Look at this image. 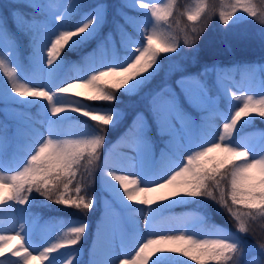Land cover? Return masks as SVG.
Wrapping results in <instances>:
<instances>
[{
	"label": "snow or ice",
	"instance_id": "1",
	"mask_svg": "<svg viewBox=\"0 0 264 264\" xmlns=\"http://www.w3.org/2000/svg\"><path fill=\"white\" fill-rule=\"evenodd\" d=\"M110 15L111 30L102 35ZM246 16L260 17L264 43V0H185L183 5L177 0H120L117 5L97 0L91 6L84 0H69L66 6L17 0L9 13H0V212L12 209L21 220L18 230L0 227V264H84L72 246L80 244L88 224L77 222L37 249L30 209L50 203L93 209L95 197L80 195L79 182L75 195L69 186L81 168L94 178L102 152L100 185L129 220L143 214L148 235L132 254L114 259L119 218L110 208L97 226L104 255L97 258L93 252L88 264H264V244L260 258L242 259L251 247L247 235L257 223L264 225V133L259 143L242 135L252 120H264V78L256 85V68L237 66L248 79V89L238 95L232 88L239 84L227 79L224 68L206 65L182 76L178 92L166 83L149 88L165 56L176 54L182 44L198 51L213 18L226 34L237 36L233 29ZM17 33L26 37V50ZM92 41L95 47L83 59L87 74L61 81L66 53ZM259 72L264 77V66ZM117 93L145 99L147 113L138 112L120 142L105 150L107 131L120 123L122 113L84 99L118 104ZM221 96L229 102L227 110L218 105ZM78 117L95 124L80 123ZM217 120L222 121L218 131ZM121 147L134 155L120 152ZM13 161H19L14 168ZM130 169V175L122 174ZM205 201L226 211L235 230L212 224L207 235L213 238H198V227L208 225L200 214L178 219V234H165L172 229L155 223L162 209Z\"/></svg>",
	"mask_w": 264,
	"mask_h": 264
},
{
	"label": "trees",
	"instance_id": "2",
	"mask_svg": "<svg viewBox=\"0 0 264 264\" xmlns=\"http://www.w3.org/2000/svg\"><path fill=\"white\" fill-rule=\"evenodd\" d=\"M84 2L91 6L95 4L97 0H84ZM103 2L109 5H117L120 0H103ZM16 3L17 0H0V13H9ZM177 3L178 5H183L185 0H177ZM112 11L113 9L110 8V14ZM184 22L188 23L186 17L184 18ZM9 27L12 28L13 32L16 31L11 20H9ZM261 27L262 24L259 16L257 18L248 17L245 18V21L241 23V25L233 29L234 33H239L241 35L233 36L231 34H226L218 24L217 20L213 18L200 36L198 41V51L193 52L188 46L182 44V48L178 50L176 54L165 56L162 71L154 76L149 84V88H155L166 83L169 87L178 92L179 86L176 82L180 80L182 76L201 72L206 65H217L224 68L226 74L233 73L238 76L240 72L236 70L237 66L251 65L256 67L257 65L264 64V43L261 42L259 35ZM110 30L111 15L109 17V24H107L102 30V35H106ZM17 37L20 41L21 48L26 50V37L20 33H17ZM93 47H95V41L89 42L88 45L76 49L73 52L66 53L67 63L64 66L72 62L83 65V59L89 52H91ZM208 78L211 83L214 79L213 74L209 73ZM117 95L121 101L118 104H110L109 102H92L84 99L85 103H88L93 107H115L123 113L120 123L114 128L110 127L107 131L105 150L111 148L113 142L118 137L124 135L138 112L147 113V102L145 99H142L137 95L127 96L120 95V93H117ZM224 99L225 98L221 96L218 104H223ZM222 109L227 110V108ZM37 112V109H33L31 110V115L38 119ZM78 119L80 123L88 124L89 126L95 124L94 121H90L88 118L78 117ZM257 128H261L264 133V120L258 117L252 120L248 126L243 129L242 135H246L249 131ZM160 145L161 144L157 142L156 147H159ZM103 157L104 153L102 152L100 162L94 173V178H90L88 173L81 168L80 172L77 173L76 180H74L69 186L72 195H75L74 188L79 182L83 186L80 195L85 196L86 198L95 197V205L93 209L85 211L82 209L65 208L62 205L51 203L48 206L38 204L30 209L31 217L33 219H38L39 221L62 220L64 222H69L72 219L85 220L88 223V230L84 234L80 244L72 246L83 252L88 251L92 241L96 237L97 226L102 221L103 208L99 204V199L102 194L107 193L99 183V172ZM189 209L196 210L202 215H206L208 225H205V228L207 229H209V225L215 224L233 231L235 230L234 221L229 214L223 209H220L212 201H205L203 204L189 202L188 204L165 208L163 211L183 212ZM246 239L251 247L246 251L242 259L248 261L255 256L260 258L259 245L264 244V225H261L260 223L254 225L253 232L247 235ZM11 259L15 260L16 258ZM84 264H88V262H84Z\"/></svg>",
	"mask_w": 264,
	"mask_h": 264
},
{
	"label": "rangeland",
	"instance_id": "3",
	"mask_svg": "<svg viewBox=\"0 0 264 264\" xmlns=\"http://www.w3.org/2000/svg\"><path fill=\"white\" fill-rule=\"evenodd\" d=\"M55 2H57L58 4L62 6H66L69 0H55ZM248 17L250 16H246V18ZM120 54L123 55L124 53L121 52ZM261 66H264V64H260L255 67L256 68V74H255L256 75V81H255L256 85L259 84L260 79L264 78L261 76L259 72V68ZM82 69H83V65H79L77 63L72 62L60 70V73H59L60 80L61 81L68 80V82H72L71 78L76 77V76L86 75L87 73H85ZM37 75L39 77L40 74H37ZM226 77L229 81L234 80L235 82L239 84L238 88H232V91H236L238 95L242 94V90L248 89V79L244 74L240 73L238 76H236L231 73V74H226ZM74 91H85V90L84 89H74ZM256 91H258V89H256ZM248 94H254V92L249 91ZM232 103L235 104L236 102L233 101ZM218 105L221 108V110H224L222 108L228 109L230 107L229 102L226 99H224L223 104L221 105L218 104ZM97 108H100V107H97ZM122 117H123V113H122L121 118ZM221 122L222 121H219V120L216 121L217 131L219 129V125ZM41 131H44V129H41ZM262 133H263V130L261 128H257V129L249 131L245 136H251L253 139H255L259 143ZM45 135H46V132H45ZM121 137L122 136L118 137L115 140V142L113 143V146L117 145L118 142H120ZM61 138L63 139L65 137L61 136ZM161 148H162V145H160L159 147H156L157 151H159ZM119 151L122 153H127L128 155H134V153L129 148H126V147H121ZM22 158L23 157L21 156L20 159ZM170 160H171V155L165 158L164 163H168L170 162ZM18 162L19 161L11 162L10 167L14 168ZM102 164H103V161H102ZM131 172L132 170L130 169L122 174L130 175ZM106 192L107 193L102 194L99 199V204L103 208V211H102L103 219L102 220H104L107 216H109L110 208L115 214L118 215L119 233L114 237L113 258L123 259L126 254L130 255L136 250V245L142 239H144L148 235V233H147V230L144 228L143 214L137 213L133 220H129L127 218V213L123 212L121 208L112 200L111 194L108 191ZM188 203H185V204H188ZM179 205H183V204H176L173 206H179ZM192 214H200V213L195 210H191V209L185 210L183 212L163 211L162 209L159 213L156 214L155 223L158 226H161L163 228L172 229L170 233H165V234H178V230L175 227L178 219L189 218L191 217ZM34 221H35V225L33 228L32 242H33L34 248H37V249L43 246H47L49 241L55 240L63 236L67 227L75 226L76 223L80 221L86 222L85 220H77V219H73L69 221V223H65L62 220L39 221L38 219H34ZM20 222L21 220L19 218V214L15 213L12 209L5 208L3 209L2 212H0V227H2L6 232L18 230ZM107 231H108L109 238H112L113 229H112L111 223L109 224ZM197 231L200 233L198 238H213L207 235L209 229L205 228V226L198 227ZM93 252L96 253L97 258H102L104 255L103 247L101 246L100 241L98 239V233H97V237L93 240L88 251L83 252L82 250H80V253H79L80 260L84 262H89L93 258L92 256ZM253 258H258V257L255 256ZM184 259H187V258H184ZM33 264H37V262L34 261ZM189 264H195V262L190 261Z\"/></svg>",
	"mask_w": 264,
	"mask_h": 264
}]
</instances>
